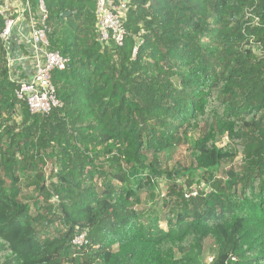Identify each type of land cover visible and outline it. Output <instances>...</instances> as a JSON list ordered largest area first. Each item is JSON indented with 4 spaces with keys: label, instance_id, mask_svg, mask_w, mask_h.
I'll return each instance as SVG.
<instances>
[{
    "label": "trees",
    "instance_id": "trees-1",
    "mask_svg": "<svg viewBox=\"0 0 264 264\" xmlns=\"http://www.w3.org/2000/svg\"><path fill=\"white\" fill-rule=\"evenodd\" d=\"M128 1L116 47L95 0H43L68 60L47 116L16 99L0 40V264H199L207 241L211 264H264V0ZM194 132L208 192L168 168ZM159 182L167 211L146 215Z\"/></svg>",
    "mask_w": 264,
    "mask_h": 264
},
{
    "label": "built area",
    "instance_id": "built-area-1",
    "mask_svg": "<svg viewBox=\"0 0 264 264\" xmlns=\"http://www.w3.org/2000/svg\"><path fill=\"white\" fill-rule=\"evenodd\" d=\"M128 2L95 0L96 28L102 44L122 46ZM0 16L3 19L0 40L7 52L10 78L17 84L16 99L26 104L31 115L47 116L60 107L51 74L64 70L68 60L58 52L48 50L43 0H37L35 8L31 0H0ZM195 196V188L184 194L185 199ZM85 239L86 233L82 232L73 238L72 244L80 248L86 243Z\"/></svg>",
    "mask_w": 264,
    "mask_h": 264
},
{
    "label": "rangeland",
    "instance_id": "rangeland-1",
    "mask_svg": "<svg viewBox=\"0 0 264 264\" xmlns=\"http://www.w3.org/2000/svg\"><path fill=\"white\" fill-rule=\"evenodd\" d=\"M20 75V73H19ZM16 121H19V118H14ZM200 136V132H194L191 135L187 137L185 140V143L177 146L173 152H172V158L168 160V168L169 170L173 167V165L177 162L180 164L181 167V178L177 180L176 184L178 186L183 187L184 189H187V181L191 183L190 187H200L202 192H208L209 188L207 184L203 182L200 178V171L195 169V165L193 162V157L191 155L193 147V144L195 140ZM242 164V161L240 159H236L232 163L227 164L228 167H234L237 168L239 165ZM44 172L46 177H48L49 174V164H46V167L44 168ZM219 175V173L213 172V175ZM165 182H159L156 185V189L152 196H148L146 194H140V205L137 206L138 210L145 213L146 215H150L151 212L154 213V215L158 217H162L164 213L167 211L166 207L164 206L163 200L166 197V190H165ZM189 187V188H190ZM28 194L27 191H25ZM49 204L52 206L55 205L54 198H49ZM161 227H164L163 224H161ZM216 255L215 248L211 241H207L203 254L201 256V259L199 261V264H211L214 257Z\"/></svg>",
    "mask_w": 264,
    "mask_h": 264
}]
</instances>
